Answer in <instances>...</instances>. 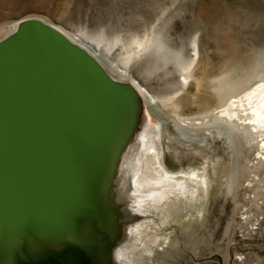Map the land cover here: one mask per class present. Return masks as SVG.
<instances>
[{
  "label": "rangeland",
  "instance_id": "rangeland-1",
  "mask_svg": "<svg viewBox=\"0 0 264 264\" xmlns=\"http://www.w3.org/2000/svg\"><path fill=\"white\" fill-rule=\"evenodd\" d=\"M156 2L154 8L151 0H0V40L24 18L40 19L74 39L86 34L115 40L116 54L121 43L141 41L148 50L157 40L194 60L187 83L190 94L201 97L212 95L225 76L239 89L264 77V0ZM111 77L115 87L125 82ZM135 134L115 135L110 208L96 196L83 218L99 217L104 205L117 231L88 236L78 251L91 262L92 250H104L108 258L117 252L118 264H264V161L254 159L256 145L239 132L228 137L201 128L182 138L158 124L149 126L148 143L136 147ZM126 180L133 192L120 208L118 190ZM106 238L109 250L103 248Z\"/></svg>",
  "mask_w": 264,
  "mask_h": 264
},
{
  "label": "water",
  "instance_id": "water-1",
  "mask_svg": "<svg viewBox=\"0 0 264 264\" xmlns=\"http://www.w3.org/2000/svg\"><path fill=\"white\" fill-rule=\"evenodd\" d=\"M104 83L86 52L41 22L0 42V250L41 239L99 178Z\"/></svg>",
  "mask_w": 264,
  "mask_h": 264
},
{
  "label": "bare ground",
  "instance_id": "bare-ground-1",
  "mask_svg": "<svg viewBox=\"0 0 264 264\" xmlns=\"http://www.w3.org/2000/svg\"><path fill=\"white\" fill-rule=\"evenodd\" d=\"M151 3L156 8V0H151ZM28 20L41 22L57 31L86 52L102 70L106 82L103 88L104 105L101 108L103 128L93 164L96 168L93 172L99 178L83 189L78 201L62 205L52 219L49 231L41 239L24 246L0 250V264H118L117 252L108 258L104 250L99 254L92 250L94 262H91L89 254L78 251L79 243L88 236L103 231L110 235L111 231H117L114 214L102 207L106 205L105 208H110L109 204L113 200V197L108 198L106 195L114 176V171H111L116 155L113 145L118 131L135 130L139 142L136 147L140 141L147 142L146 132L151 125L159 124L162 130L171 126L182 138L195 136L201 128L208 132L213 130L219 135L227 134L228 137L233 132H239L248 144L256 145L254 159L259 163L264 161V77L248 79L243 83L244 88L239 89L236 83L223 81L225 76L214 86L212 95H191L187 80L192 76L190 69L194 60L174 54L157 40L148 50L143 49L144 43L141 41L121 43V52L116 54L113 52L114 47L118 46L115 40L103 39L101 36L90 38L86 34L74 39L37 18L21 19L8 37ZM112 75H117L125 82L115 87ZM191 102L197 105L195 113L189 108ZM212 103L215 105L212 106ZM154 184L158 185L156 182ZM132 192L131 184L126 180L123 191L118 190L121 194L116 206L124 208L128 205V197ZM96 196L101 197L104 204L99 206L102 210L100 216L83 221L87 212L94 209L92 203ZM106 239L108 242L103 243V248L109 250L112 248L111 241Z\"/></svg>",
  "mask_w": 264,
  "mask_h": 264
}]
</instances>
